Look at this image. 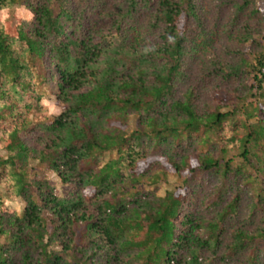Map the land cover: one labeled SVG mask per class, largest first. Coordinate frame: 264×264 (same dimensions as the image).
Wrapping results in <instances>:
<instances>
[{
	"label": "trees",
	"instance_id": "trees-1",
	"mask_svg": "<svg viewBox=\"0 0 264 264\" xmlns=\"http://www.w3.org/2000/svg\"><path fill=\"white\" fill-rule=\"evenodd\" d=\"M0 150V264H264L259 0H0Z\"/></svg>",
	"mask_w": 264,
	"mask_h": 264
},
{
	"label": "rangeland",
	"instance_id": "rangeland-1",
	"mask_svg": "<svg viewBox=\"0 0 264 264\" xmlns=\"http://www.w3.org/2000/svg\"><path fill=\"white\" fill-rule=\"evenodd\" d=\"M259 5L264 14V0H259ZM11 13L19 15L24 21L31 22L33 20V15L21 4H16L11 8ZM66 34L70 37L72 31L65 27ZM115 52V51H114ZM46 60V65H48V74L55 73L57 71V63L49 62ZM56 80H52L50 85H44L38 90L40 99L37 101L29 100L27 94H22L19 87H8L10 93L18 99L20 105L25 109H29L27 112L28 119L33 123L46 129V125L51 119H55L64 112V108L59 101V86ZM24 105H29L24 107ZM26 113V110H25ZM46 119V120H44ZM47 121V123H44ZM0 156L6 157V153L0 150ZM109 159L106 157L104 163ZM49 178V184L54 188L57 197H65L71 191V186L62 185L59 179L50 171H46ZM179 183V179L175 175H170L167 183H159L155 186H148L146 184L139 187L138 192L148 196L162 197L167 191H171ZM1 194L3 195V206L8 210H14L18 213L23 212L25 204L21 198L8 199L4 191L0 188Z\"/></svg>",
	"mask_w": 264,
	"mask_h": 264
}]
</instances>
